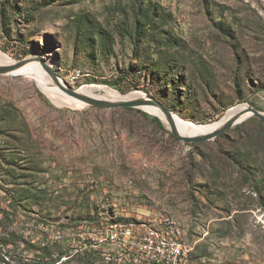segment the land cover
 Here are the masks:
<instances>
[{
    "label": "rangeland",
    "instance_id": "obj_1",
    "mask_svg": "<svg viewBox=\"0 0 264 264\" xmlns=\"http://www.w3.org/2000/svg\"><path fill=\"white\" fill-rule=\"evenodd\" d=\"M0 50L196 123L240 103L264 113V0H0ZM41 85L0 74V264H142L128 254L146 255L151 225L180 232L186 264H264V152L240 123L187 143L143 108Z\"/></svg>",
    "mask_w": 264,
    "mask_h": 264
},
{
    "label": "water",
    "instance_id": "obj_2",
    "mask_svg": "<svg viewBox=\"0 0 264 264\" xmlns=\"http://www.w3.org/2000/svg\"><path fill=\"white\" fill-rule=\"evenodd\" d=\"M37 60L39 61L41 68L46 73H48V75L51 77V79L54 81V83L60 89V91L67 94L70 98L78 100L88 106L101 108V109L103 108H123V107L141 108L142 106L157 107L166 117L173 136L187 143L205 142L208 140H213L216 137L225 133L228 129L232 128L234 125L241 123L251 117L264 120V113L258 111L256 108L252 107L250 104L247 103L246 106L236 109L228 118H226L223 121V123L220 126H215L201 135H193V136L180 135L174 126V123L172 120V112L167 107H165L161 102L154 99L153 97L151 96L128 97V98L121 99V100L110 101L107 99H100V98H95V97H92L86 94H82L70 88L67 85V83L64 82L63 80H62L63 83L60 82L59 77L57 73L55 72V70L49 64H46L42 58L38 57ZM24 63H25V60L15 62L12 65H0V74L8 73L11 70L16 69L17 67L21 66Z\"/></svg>",
    "mask_w": 264,
    "mask_h": 264
},
{
    "label": "bare ground",
    "instance_id": "obj_3",
    "mask_svg": "<svg viewBox=\"0 0 264 264\" xmlns=\"http://www.w3.org/2000/svg\"><path fill=\"white\" fill-rule=\"evenodd\" d=\"M15 62L16 61H14L6 53H4L0 50V65H12ZM40 66L41 65L39 64V62L26 61L21 66L17 67L16 69L11 70L8 73L22 74V75L30 74V76L32 78H34L37 82L42 83L41 87L45 91H48L50 93H54V92L59 93V94L62 93V91H60V89L56 86V84H55V86L43 85L45 83L51 84L54 81L51 79V77H49L46 74V72ZM41 73H45L47 76L46 77L41 76ZM59 80H60V82H62V80L60 78H59ZM76 91L79 93H82V94H86V95L95 97V98L107 99L110 101L121 100V99H125L128 97H143V95H141L139 93L122 94V93H119L118 91H115L113 89L107 88L105 86H100V85H84ZM68 98H70V97H68ZM72 101H74L75 104L76 103L84 104V103H82L78 100H75V99H73ZM246 105H247V103L237 104V105L231 107L228 111H226V113L223 114L220 118H218L215 121L209 122V123H196V122H193L190 120H185V119H182L173 113H172V120H173L175 128L177 129V131L180 135H184V136L201 135V134L205 133L206 131L210 130L211 128H213L215 126H220L223 123V121L226 118H228L236 109L242 108ZM141 108L145 109L146 111H148L150 113L159 115L162 119H166V117L163 115V113L157 107L142 106Z\"/></svg>",
    "mask_w": 264,
    "mask_h": 264
},
{
    "label": "built area",
    "instance_id": "obj_4",
    "mask_svg": "<svg viewBox=\"0 0 264 264\" xmlns=\"http://www.w3.org/2000/svg\"><path fill=\"white\" fill-rule=\"evenodd\" d=\"M80 76L79 71L71 73V80H75ZM170 231L158 229L155 226H149L139 235V244L143 248L146 255L139 253L128 254L133 261H141L142 264H186V256L191 250L190 244L182 239L180 232L175 229ZM130 234V229H121L119 236L124 239ZM117 236L115 232L113 237ZM124 241V240H123ZM125 242V241H124ZM130 247V246H129ZM132 247H130L131 250Z\"/></svg>",
    "mask_w": 264,
    "mask_h": 264
},
{
    "label": "trees",
    "instance_id": "obj_5",
    "mask_svg": "<svg viewBox=\"0 0 264 264\" xmlns=\"http://www.w3.org/2000/svg\"><path fill=\"white\" fill-rule=\"evenodd\" d=\"M122 109L130 110L132 108L123 107ZM153 119L161 124L160 119L158 117H153ZM236 128L239 130L238 134H239L240 140L244 142L245 148L255 147L257 151L264 152V120L251 117L241 122L240 124H238ZM228 139L231 141L230 137H228ZM245 171H246V174L251 179L252 173L250 172V169H245ZM94 254L97 257V255H100V252L96 250L94 251ZM96 257L94 258L93 256H89L88 259L93 261V260H96ZM59 260L60 259H57V260L52 259L50 263L46 261H42L36 264H54L58 262Z\"/></svg>",
    "mask_w": 264,
    "mask_h": 264
}]
</instances>
